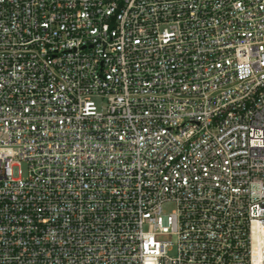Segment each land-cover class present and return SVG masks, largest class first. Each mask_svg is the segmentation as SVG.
Listing matches in <instances>:
<instances>
[{
  "label": "built area",
  "instance_id": "2783aa9c",
  "mask_svg": "<svg viewBox=\"0 0 264 264\" xmlns=\"http://www.w3.org/2000/svg\"><path fill=\"white\" fill-rule=\"evenodd\" d=\"M0 264H264V0H0Z\"/></svg>",
  "mask_w": 264,
  "mask_h": 264
},
{
  "label": "rangeland",
  "instance_id": "374dc122",
  "mask_svg": "<svg viewBox=\"0 0 264 264\" xmlns=\"http://www.w3.org/2000/svg\"><path fill=\"white\" fill-rule=\"evenodd\" d=\"M27 169H28V167H27V164L25 163V162H22L21 163V165H20V174H21V176L23 177V178H25L26 176H27ZM165 209L167 210V211H170L171 209H172V205L171 204H167L166 206H165ZM173 252V251H172ZM171 252V253H172Z\"/></svg>",
  "mask_w": 264,
  "mask_h": 264
}]
</instances>
